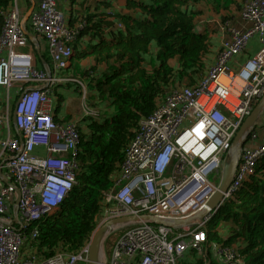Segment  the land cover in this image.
Masks as SVG:
<instances>
[{
    "label": "built area",
    "instance_id": "obj_1",
    "mask_svg": "<svg viewBox=\"0 0 264 264\" xmlns=\"http://www.w3.org/2000/svg\"><path fill=\"white\" fill-rule=\"evenodd\" d=\"M34 1L30 28L22 23L19 0L0 11L4 17L0 87L7 92L5 101L0 98V264H90L91 238L76 252L59 251L45 259L23 252L27 240L38 236L39 225L60 210L77 183L79 127L85 118L101 114L90 106L84 80L62 75L85 24L70 27L67 7L76 0ZM240 16L243 27L230 19L221 23L225 37L207 75L196 85L165 93L140 122L98 218L100 226L111 219L143 214L186 222L166 225L140 216L111 225L106 237L119 229L124 232L111 256L100 258L101 264H177L190 249L199 255L207 252V223L216 209L202 218L195 216L207 206L222 179L221 174L215 182L209 175L224 166L238 129L264 96V0H243ZM113 21V28L105 27L104 36L123 28L120 20ZM28 31L46 41L49 68L38 67L34 53L25 49ZM255 36L260 49L241 61L237 56ZM64 81L80 88L81 105L79 117L61 124L54 119L51 95ZM13 87L19 93L12 104ZM12 112L18 135L11 133ZM258 127L260 133L255 127L241 149L220 205L249 180L264 155V123ZM214 251L224 264H245L232 246L218 244Z\"/></svg>",
    "mask_w": 264,
    "mask_h": 264
},
{
    "label": "trees",
    "instance_id": "obj_2",
    "mask_svg": "<svg viewBox=\"0 0 264 264\" xmlns=\"http://www.w3.org/2000/svg\"><path fill=\"white\" fill-rule=\"evenodd\" d=\"M10 1L0 0V11L9 8ZM198 1L125 0L127 12L120 13L100 12L112 6L111 1L100 0L86 16L71 9L70 27L85 24L74 44L76 61L70 72L72 77L89 78L88 93L89 87L94 91L90 106L101 114L85 118L79 127L77 183L60 210L39 225L38 236L27 240L23 248L27 256L45 259L59 251L76 252L90 240L105 194L115 185L140 122L165 93L182 87L185 78L193 86L207 75L211 40L195 30L201 13L194 6ZM206 2L226 21L231 18L222 11L233 5L241 9L243 0ZM110 17L118 18L123 28L111 30L108 39L104 29L114 25ZM3 26L0 14V34ZM86 36L97 39L90 43L91 51L81 49ZM88 55L93 63L82 68L79 62ZM207 226V252L199 255L190 249L177 264H224L214 251L218 244L234 247L245 264H264V155L254 174L223 202Z\"/></svg>",
    "mask_w": 264,
    "mask_h": 264
},
{
    "label": "crops",
    "instance_id": "obj_3",
    "mask_svg": "<svg viewBox=\"0 0 264 264\" xmlns=\"http://www.w3.org/2000/svg\"><path fill=\"white\" fill-rule=\"evenodd\" d=\"M100 0H76L73 1L68 8L67 11V19L68 21L71 19V9L74 10V14H87L88 8L91 10H94V6L98 4ZM112 2V6L107 8H103L100 10V12H104L105 10L107 12H120L124 13L127 12L126 8V2L125 0H109ZM13 0L10 1L9 7L12 4ZM19 4L21 6V14H22V23L27 26V28H30V16L25 20V18L28 15L29 9L33 6L37 5V2L34 0H19ZM195 8L197 10H200L201 13L197 15L196 17V26L195 30L200 33H205L209 36V39L211 40V46H210V51L206 55L205 62L207 64V71L208 72L209 68L213 66L216 62V58L218 55V52L221 48V43L222 40L225 37V33L221 29V23L223 22L222 17L220 16L219 13H217L213 7L206 2V0H199L198 3H195ZM240 10L237 9L234 5L232 8H230L228 11H222L223 13L229 14V18H231L232 22L234 25L238 27H243L245 26L244 22L241 19L240 16ZM31 15V14H30ZM70 18V19H69ZM110 20H119L116 17H110ZM24 21V22H23ZM114 25L107 26L108 28H113ZM29 32V45L25 48L26 50L32 51L34 53L36 63L38 67L40 68H49V65L52 66L51 64V59L50 56L48 55V49H47V43L46 41L41 37V36H35L31 31ZM90 37V36H89ZM106 38L110 39L111 33L109 32L106 36ZM93 42L94 44L97 43V39L94 40L91 37L87 38L82 41L81 43V49L86 50V51H91L90 48V43ZM261 47V43L259 42V38L257 36L253 37L248 46L247 49L240 55L237 56L238 59L241 61H245L249 57L253 56ZM76 50H74L75 55ZM45 55L49 57V62L45 58ZM72 56L71 62L69 66L62 72V75L65 77H70L73 74L70 72V65L75 63L76 59ZM92 56V55H91ZM93 63L92 57L88 55V57L81 62H79L80 66L84 68V66H88L89 64ZM205 73V74H206ZM79 76V75H75ZM93 76V74H91ZM86 79V80H85ZM84 80L88 84L89 78L84 77ZM86 84V85H87ZM89 101L91 99V95H93L94 91L89 87ZM88 91V90H87ZM19 90L17 87H13L10 90L11 94V102L12 104L16 100V96L18 94ZM6 90L3 87H0V98H2L5 101V95H6ZM80 93V88L72 83V82H60L58 83L53 90V93L51 95V102H52V108H53V116L55 121L61 124H65L69 122L73 118H77L80 116V105L76 109L70 110V102H72ZM59 95V97H58ZM81 98V93L79 94ZM90 101V102H91ZM262 118V119H261ZM260 120H258L257 124L255 127L260 126L261 122L264 121V112L261 115ZM10 126H11V133L14 135H18L19 132L15 126V123H13L12 119L10 121ZM222 234H225V231H222Z\"/></svg>",
    "mask_w": 264,
    "mask_h": 264
},
{
    "label": "water",
    "instance_id": "obj_4",
    "mask_svg": "<svg viewBox=\"0 0 264 264\" xmlns=\"http://www.w3.org/2000/svg\"><path fill=\"white\" fill-rule=\"evenodd\" d=\"M34 5V4H33ZM29 9L28 15L25 18V20L30 16L31 12L33 11L34 6ZM24 22V21H23ZM32 38L31 36H29ZM264 112V96L258 101V103L255 105L254 109L252 110L251 114L245 119L243 124L238 129L236 135L234 136V139L231 144V148L229 151V158H230V164L227 167L225 165L222 179L219 183L218 190L214 194V196L211 198V200L208 202L207 206L195 217H203L210 213L212 210L216 209V212L220 209L221 205L219 204L221 199L223 198L224 192L227 190L231 179L233 177V174L236 170V167L239 162L241 149L244 145V143L247 140L248 135L250 132L255 128L258 120H260L262 113ZM14 121V118H13ZM19 200L16 202L18 204ZM144 219L151 220L156 223L171 225L176 223H182L186 222L184 220H162L158 217L151 215V214H143L140 215ZM140 216H124L119 217L115 219H111L104 224H102L95 232L92 234L91 241H90V251H89V260L90 264H101L100 263V251L103 247V242L105 239V235L108 232V228L111 225L114 224H121L128 222L130 220L137 219V217Z\"/></svg>",
    "mask_w": 264,
    "mask_h": 264
},
{
    "label": "rangeland",
    "instance_id": "obj_5",
    "mask_svg": "<svg viewBox=\"0 0 264 264\" xmlns=\"http://www.w3.org/2000/svg\"><path fill=\"white\" fill-rule=\"evenodd\" d=\"M231 20V19H230ZM78 78H80V79H82V80H84L82 77H79V76H77ZM185 80V82H184V84L183 85H189L190 83H189V81L185 78L184 79ZM84 82L86 83V81L84 80ZM87 84V83H86ZM182 85V86H183ZM87 87H88V84H87ZM80 94V93H79ZM78 94V96L72 101V102H70V110H73V109H76L77 107H79V105H80V102H81V98H80V95ZM90 94V93H89ZM89 94L87 95V98L89 99ZM93 96V95H92ZM74 111V110H73ZM11 117H12V115H11ZM11 117H10V121H11ZM262 119V118H261ZM263 123H264V121H263ZM256 131L258 132V133H260V128L259 127H257L256 128ZM251 141H249V142H247V145H251ZM229 164H230V158H229V156L227 157V159L225 160V162H224V166L221 168V169H218V170H216L215 172H213V173H211L210 175H209V177H210V179L211 180H213V181H215V182H217V180H218V178H220L221 177V174H222V176H223V171H224V169H226L225 168V165L228 167L229 166ZM100 220H99V222H98V225H97V227L98 226H100ZM124 232V230L123 229H119V230H116V231H113L112 233H109L108 234V236L106 237V239L104 240V242H103V247H102V251H103V253H104V256L105 255H107L108 256V258L111 256V250H112V247H113V245H114V243H115V241L121 236V234ZM80 264H83V263H80Z\"/></svg>",
    "mask_w": 264,
    "mask_h": 264
},
{
    "label": "clouds",
    "instance_id": "obj_6",
    "mask_svg": "<svg viewBox=\"0 0 264 264\" xmlns=\"http://www.w3.org/2000/svg\"><path fill=\"white\" fill-rule=\"evenodd\" d=\"M69 66V65H68ZM49 67H50V65H49ZM65 70V69H64ZM67 82H69V81H67ZM19 93V92H18ZM18 95V94H17ZM16 98H17V96H16ZM11 115H12V117H11V119H12V121H13V118H14V116H13V112L11 113ZM57 122V121H56ZM13 123H14V121H13Z\"/></svg>",
    "mask_w": 264,
    "mask_h": 264
},
{
    "label": "bare ground",
    "instance_id": "obj_7",
    "mask_svg": "<svg viewBox=\"0 0 264 264\" xmlns=\"http://www.w3.org/2000/svg\"><path fill=\"white\" fill-rule=\"evenodd\" d=\"M100 257H102V258L104 257V254H103V251L102 250L100 251Z\"/></svg>",
    "mask_w": 264,
    "mask_h": 264
}]
</instances>
